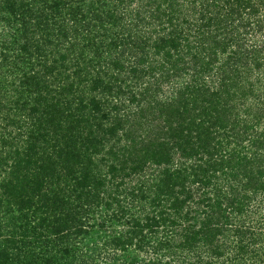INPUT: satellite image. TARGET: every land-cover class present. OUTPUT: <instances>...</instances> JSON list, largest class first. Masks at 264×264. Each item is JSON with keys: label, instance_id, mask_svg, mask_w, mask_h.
<instances>
[{"label": "trees", "instance_id": "16d2710c", "mask_svg": "<svg viewBox=\"0 0 264 264\" xmlns=\"http://www.w3.org/2000/svg\"><path fill=\"white\" fill-rule=\"evenodd\" d=\"M256 83L264 0H0V264H264Z\"/></svg>", "mask_w": 264, "mask_h": 264}, {"label": "rangeland", "instance_id": "374dc122", "mask_svg": "<svg viewBox=\"0 0 264 264\" xmlns=\"http://www.w3.org/2000/svg\"><path fill=\"white\" fill-rule=\"evenodd\" d=\"M259 86L260 84L256 83L254 87L255 89L253 91L256 92V94L262 93L264 91L263 87H259ZM246 103L247 104H244L245 108L247 106L249 107V105L252 104V103H248L247 101ZM250 211H252V214L250 215V219H252L253 226H257L256 223H260V225L258 224V226H261V224L263 223L261 219L264 217V202H258V204L253 205V208L251 206Z\"/></svg>", "mask_w": 264, "mask_h": 264}]
</instances>
